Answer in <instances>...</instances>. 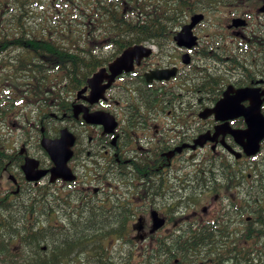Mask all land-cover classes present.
<instances>
[{
	"label": "flooded vegetation",
	"instance_id": "flooded-vegetation-1",
	"mask_svg": "<svg viewBox=\"0 0 264 264\" xmlns=\"http://www.w3.org/2000/svg\"><path fill=\"white\" fill-rule=\"evenodd\" d=\"M153 1L0 0V264H227L264 238V0Z\"/></svg>",
	"mask_w": 264,
	"mask_h": 264
},
{
	"label": "trees",
	"instance_id": "trees-1",
	"mask_svg": "<svg viewBox=\"0 0 264 264\" xmlns=\"http://www.w3.org/2000/svg\"><path fill=\"white\" fill-rule=\"evenodd\" d=\"M72 5L77 4V0H70ZM153 8L149 13V21H160L161 5L159 1L150 2ZM220 258V255L228 256L227 264H264V238H245L234 239L229 245L227 252L214 253ZM214 258V260L216 259ZM207 260V259H206Z\"/></svg>",
	"mask_w": 264,
	"mask_h": 264
},
{
	"label": "bare ground",
	"instance_id": "bare-ground-1",
	"mask_svg": "<svg viewBox=\"0 0 264 264\" xmlns=\"http://www.w3.org/2000/svg\"><path fill=\"white\" fill-rule=\"evenodd\" d=\"M121 59H122V57L119 59V60H117V62L118 61H121ZM116 62V63H117ZM96 77H98L97 76V74H95L90 80H88L87 82H88V85L91 87V89H92V93L94 92V90H93V82H92V80L94 79V78H96ZM243 113H244V115H246V113H245V111H243ZM43 143V145L44 146H46L47 148H49V151H51L52 152V155L54 156V160H55V162H56V168L54 167V169L55 170H57V172H56V174H58V173H60V172H62L63 170H64V168H61L60 170H59V168L61 167V164H60V154L57 152V149H53V147L51 146H49V141H43L42 142ZM57 144V141L55 142V144L54 145H56ZM53 145V146H54ZM53 169V170H54Z\"/></svg>",
	"mask_w": 264,
	"mask_h": 264
},
{
	"label": "water",
	"instance_id": "water-1",
	"mask_svg": "<svg viewBox=\"0 0 264 264\" xmlns=\"http://www.w3.org/2000/svg\"><path fill=\"white\" fill-rule=\"evenodd\" d=\"M200 19H201V15H196V16L193 17L192 21L195 22V21H198V20H200ZM236 21H239V20H236ZM181 37H185V36H181ZM99 77H100V76H98V77H96V78H94V79L92 80V82H93V90H94V92L92 93V89H91V94H93L94 96H98V95L101 94V93L103 92V90H104V89H102V90H101V89H98V90H97V89L95 88V86H94L95 83L98 84V81H99L98 79H100ZM90 79H91V78H89L88 80H90ZM99 83H100V81H99ZM102 87H103V86H102ZM103 88H105V87H103ZM97 92H98V94H97ZM60 140H61V138L58 139V140L50 141V142H49V146H50V147L52 146L53 149L56 148L57 146H59ZM56 141H57V144L54 145ZM53 145H54V146H53ZM45 148H46V149H49V148H47L46 146H45ZM255 148H256V147H255ZM61 168H63V167H60L59 170H60ZM64 170H65V172L67 171L66 168H64ZM64 170L61 172V174H64V173H65Z\"/></svg>",
	"mask_w": 264,
	"mask_h": 264
},
{
	"label": "rangeland",
	"instance_id": "rangeland-1",
	"mask_svg": "<svg viewBox=\"0 0 264 264\" xmlns=\"http://www.w3.org/2000/svg\"><path fill=\"white\" fill-rule=\"evenodd\" d=\"M99 78L101 79L102 77L100 76ZM100 79H98V80L100 81ZM99 81H98V84H96V83H95V85H94V86H95V88H96L97 90H98V89H101V90H102V89H103V87H99ZM61 142H62V140H60L59 146L61 145ZM59 149L61 150V148H60V147H59ZM62 166H63V165H62Z\"/></svg>",
	"mask_w": 264,
	"mask_h": 264
}]
</instances>
